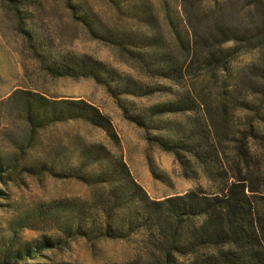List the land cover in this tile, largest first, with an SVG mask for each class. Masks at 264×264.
Returning <instances> with one entry per match:
<instances>
[{
	"label": "trees",
	"instance_id": "1",
	"mask_svg": "<svg viewBox=\"0 0 264 264\" xmlns=\"http://www.w3.org/2000/svg\"><path fill=\"white\" fill-rule=\"evenodd\" d=\"M8 1L23 24L28 1ZM240 2L249 15L247 5ZM251 3L261 14L260 19L251 20L254 26L240 19L230 24L234 22L226 18L223 8L216 33L205 38L203 25L201 31L193 28L195 36L190 40L186 25L190 18L181 10L180 0H166L170 23L192 58L162 37L104 34L132 51L152 80L146 84L92 57L66 55L54 61L50 37L40 34V27L32 21L21 24L50 75L91 77L107 86L127 117L147 131L151 146L173 153L187 176L203 173L211 184V189L197 188L155 200L135 178L123 155L100 142H83L76 159H50L24 166L31 174L76 178L99 191L93 203L69 202L41 210V222L61 221L60 233L69 237L123 238L143 232L158 249L159 264H264V198L259 195L264 194V176H255L261 172L258 166L264 164V0ZM69 4L74 11L81 9L75 1ZM142 5L141 15L135 12L132 16L153 22L152 13ZM87 23L98 33L94 20ZM242 45L258 49L260 57L257 64L235 72L231 65ZM208 70L216 73L221 85L218 89L199 86V73ZM19 93L34 131L81 119L118 138L112 119L94 104L50 99L28 90ZM157 93L165 94L167 101L146 109L127 106L122 100L123 96L144 98ZM240 111L249 116H241ZM10 162V158L0 156V174ZM57 240L62 239L53 236L49 241L58 246ZM39 249V244H15L13 238L0 241V264H20L25 254Z\"/></svg>",
	"mask_w": 264,
	"mask_h": 264
},
{
	"label": "rangeland",
	"instance_id": "2",
	"mask_svg": "<svg viewBox=\"0 0 264 264\" xmlns=\"http://www.w3.org/2000/svg\"><path fill=\"white\" fill-rule=\"evenodd\" d=\"M27 1L29 6L23 24L29 25L32 21L40 27V34L50 37L54 61L66 55L78 59L92 57L125 77L142 84L151 83L146 69L130 49L104 37V34L132 37L142 33L162 37L192 58L191 51L183 48L170 23L166 0ZM71 1L81 9L74 11L69 4ZM243 1L251 11L249 15L240 8L243 5L240 0H180L181 10L190 18L186 22L190 40L195 36L193 28L201 31L199 27L203 25L205 38L213 31L216 33L220 27L216 22L222 21L217 18L224 12L223 8L226 18L234 22L230 24L240 19L254 26L251 20L260 19L261 14L254 9L251 0ZM140 2L144 10L152 13L153 22L146 23L132 16L135 12L141 15ZM93 20L98 33L87 23ZM21 24L9 1L0 0V156L11 160L0 174V241L8 242L13 238L15 244L40 245L41 249L25 254L20 264H159V251L143 232L123 238L69 237L60 233L61 221L41 222V210L69 202L93 203L99 191L76 178H61L50 173L34 175L25 171L24 166L50 159H76L81 143L100 142L124 156L135 178L155 200L197 188L211 189V184L203 173L187 176L173 153L151 146L147 131L127 117L107 86L91 77L50 75L33 51L30 37L22 32ZM242 46L231 65L235 72L257 64L260 57L258 49ZM197 82L199 86H214L215 89L221 86L211 70L199 73ZM24 90L41 93L50 99L84 100L96 105L112 119L118 138L115 140L103 129L81 119L34 131L21 106V93L17 95ZM165 97L157 93L144 98L123 96L122 100L127 106L146 109L167 101ZM239 113L249 116L245 111ZM257 171L261 172L255 176L263 177L264 164L258 166ZM259 195L264 198V194ZM262 201L264 208V199ZM53 236L61 237L62 240H57L58 246L51 245L49 240Z\"/></svg>",
	"mask_w": 264,
	"mask_h": 264
}]
</instances>
